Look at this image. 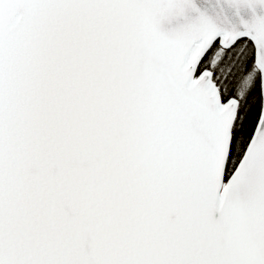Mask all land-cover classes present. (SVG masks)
Masks as SVG:
<instances>
[{
    "label": "snow or ice",
    "instance_id": "snow-or-ice-1",
    "mask_svg": "<svg viewBox=\"0 0 264 264\" xmlns=\"http://www.w3.org/2000/svg\"><path fill=\"white\" fill-rule=\"evenodd\" d=\"M0 264H264V0H0Z\"/></svg>",
    "mask_w": 264,
    "mask_h": 264
}]
</instances>
